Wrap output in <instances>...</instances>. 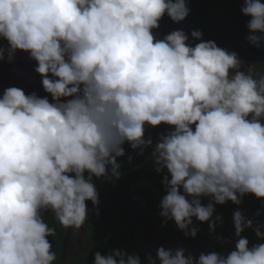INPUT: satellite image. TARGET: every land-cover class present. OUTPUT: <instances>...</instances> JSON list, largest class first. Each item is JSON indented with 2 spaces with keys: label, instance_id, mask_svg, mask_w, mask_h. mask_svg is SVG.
Here are the masks:
<instances>
[{
  "label": "clouds",
  "instance_id": "obj_1",
  "mask_svg": "<svg viewBox=\"0 0 264 264\" xmlns=\"http://www.w3.org/2000/svg\"><path fill=\"white\" fill-rule=\"evenodd\" d=\"M240 11L247 41L261 47L264 3L244 0ZM189 14L186 0H0V61L28 53L52 98L18 87L0 97V264H55L44 213L74 229L88 220L86 201L98 215L94 178H120L125 143L139 155L152 149L154 171L166 173L160 216L185 237L197 236L193 218L215 232L214 205L264 201V75L242 71L236 52L198 29L194 46L183 29L155 34L165 15L179 24ZM162 124L172 130L145 138ZM233 223L226 255L161 246L146 264H264V242L250 247L242 235L253 229L264 241V230L240 211ZM93 264L143 262L115 248Z\"/></svg>",
  "mask_w": 264,
  "mask_h": 264
},
{
  "label": "rangeland",
  "instance_id": "obj_2",
  "mask_svg": "<svg viewBox=\"0 0 264 264\" xmlns=\"http://www.w3.org/2000/svg\"><path fill=\"white\" fill-rule=\"evenodd\" d=\"M218 8V11H221L213 14V17L210 20L212 22L213 18L216 20H220L222 18V26H220V30H222L223 27L225 37L227 39L224 49H227L230 52H236L238 56H240L241 54L238 50L240 48L238 45L240 40L243 38L245 39L244 42L247 48L246 50L251 56V59H258L260 56L261 47H254L247 41L249 32L245 29V27H243L245 25L244 22L237 16H234V14L237 12V8L232 6L224 7L222 4H219ZM162 22L166 23L163 20ZM154 31L158 38L161 39L168 33L172 32H164L160 29ZM189 43L192 45L195 43V40H193L190 35ZM0 47H8L7 41L0 38ZM21 56H23L25 59L23 62L20 60ZM240 59L243 61V67L241 68L242 71H246L250 65L255 78L258 79L260 75H264V63L261 70H256L257 66L255 68L253 66L256 64L255 62V64L252 62L250 63V60H243L242 57ZM29 63L36 62L30 58L28 53L19 51L16 52L12 62L9 63L6 60L0 61V97H2L3 91L10 87L21 88L25 91V93H27L28 88L26 87L25 82L26 76L29 74V70L25 69V64L29 65ZM31 66V68H35L36 65L32 64ZM31 73V77H34L37 74L34 70ZM19 76H22L23 79L21 80ZM171 130L172 129L169 126L163 124L156 128L146 126L145 134L148 137H151L153 143H155L157 142L158 134H164ZM138 151L139 150H134V162L144 170L149 171V169L153 168V162L149 159L152 149H146L143 155H139ZM164 174H160V177L153 183H148L144 179H141L135 183L115 181L113 184H110L109 179L94 178V183L99 194V201L108 195H115L119 197H122L123 195L130 196L129 201L127 202L129 214L131 218H140L142 220L137 233V241L145 259L148 253H150L153 258H155L156 250L161 246L172 250L184 248L186 250V254L187 252H191L195 257L198 258L200 253L203 252L206 254L210 249H212L216 241L221 243L223 254L226 255L228 252L234 249L237 240L233 223V214L236 211H240L247 219L252 220L254 229L260 228L261 230H264V205L263 208H260V206L255 203L256 197L248 194L242 198V201L239 205L233 204L229 201L226 204L219 205L215 208L213 220H215L217 216L222 218L220 221L216 222V232L210 233L209 224L207 222L201 223L193 218V226L199 229L197 236L195 238L185 237L184 233L178 230L174 221H168L165 224L162 217L160 216V201L166 194L162 185ZM138 185L151 189L154 195L159 199L158 205L154 209H145L139 202L135 194V189ZM86 204L88 210L93 207L91 201H86ZM260 218L262 219L261 222ZM80 233V229L72 228L70 230L67 239L64 241L63 253L65 256L73 254L75 255L77 252L79 253ZM242 235L249 240L250 247L253 244L264 242L257 239L253 229H246ZM157 264H159L158 261Z\"/></svg>",
  "mask_w": 264,
  "mask_h": 264
},
{
  "label": "trees",
  "instance_id": "obj_3",
  "mask_svg": "<svg viewBox=\"0 0 264 264\" xmlns=\"http://www.w3.org/2000/svg\"><path fill=\"white\" fill-rule=\"evenodd\" d=\"M186 2L190 8L189 16L183 22L177 24L165 15L162 20L166 23L162 22V26L160 25L159 27L160 30L165 32L172 31L175 28L183 29L191 33V31L198 29L203 33V39L205 41L212 40L219 46L225 45V38L220 37V34H212V29H210L212 26L210 19L213 17V14L221 11H218V7L219 4H222L224 7L232 6L237 8V12L234 16H237L245 23L243 27L248 31L247 24L250 18L245 17L240 11L244 0H186ZM261 3H264V0H261ZM233 9L236 10L235 8ZM213 20L217 26L219 24L222 26V18L220 20L213 18ZM222 30L224 32L223 27ZM244 40L245 39L242 38L238 45L240 48L238 50L241 54L239 57H243L244 60H250L252 63L255 62L256 64L254 63L255 65H253L254 68L257 66L256 70H261L264 63V45L261 46L259 58L251 59V56L246 50L247 48ZM146 136L145 134V138L148 137ZM123 147L125 148V156L118 158V163L121 164V176L119 179H109L110 184H113L115 181L135 183L141 179H144L148 183H153L160 177V174L154 171V167L146 171L134 162V150L131 149L129 144L125 143ZM128 156L132 157L131 162H129ZM135 194L145 209L152 210L158 205L157 198L149 188L138 185L136 186ZM129 199L130 196L128 195H123L122 197L108 195L102 198L99 203L98 215L96 214V209L92 207L89 210L88 220H86L84 225L80 228L82 233L79 240L80 253L69 256L66 259H62V250L64 247L63 239L68 228L62 227L56 220L55 215L50 211L45 212L43 215L45 222L50 227L56 229V235L51 237L52 250L57 255L55 264H93L95 252L99 251L102 255H105L109 250L115 248L124 250L129 255L133 253L139 254L143 264H146V259L143 257L137 241V233L142 220L140 218H131L127 204ZM208 202L209 198H202L203 204L206 205ZM258 203L263 207L264 201L258 200ZM218 206L219 205H214L215 208ZM211 251L223 253L221 243L216 241L212 249L208 252Z\"/></svg>",
  "mask_w": 264,
  "mask_h": 264
},
{
  "label": "flooded vegetation",
  "instance_id": "obj_4",
  "mask_svg": "<svg viewBox=\"0 0 264 264\" xmlns=\"http://www.w3.org/2000/svg\"><path fill=\"white\" fill-rule=\"evenodd\" d=\"M212 22L213 23H211L212 24V26L210 27V29H212L211 30V32H212V34H217V35H219L220 37H223V38H225V41L227 40L226 39V37H225V32H223V30H220V26H221V24H219L218 26H217V24H215V22L213 21V19H212ZM245 24V23H244ZM160 25L162 26V20L160 21ZM174 30H178V29H173L172 31H174ZM185 33L186 34H188V35H190V32H186L185 31ZM196 43H198V41H195V43L193 44V46L196 44ZM218 47H220V48H223L224 49V47H225V45H222V46H219V45H217ZM243 58V57H242ZM20 60H22L21 62H23V60H25L24 59V57L23 56H21V59ZM243 60H244V58H243ZM251 63V62H250ZM32 64H35L36 65V63H29V65H27V64H25L26 65V70H29V74L26 76V87L28 88L27 89V93L26 94H31V93H33V92H35L38 96H41V97H44V96H47L48 97V99H49V101L50 102H52V98H51V96H50V94H47V93H45L44 92V90H43V87H42V82H41V77L38 75V74H36L34 77H31V72L35 69L34 67L33 68H31L32 66ZM37 66V65H36ZM35 66V67H36ZM251 69H252V67H251ZM35 71V70H34ZM16 72V71H15ZM31 73V74H30ZM16 74H17V72H16ZM19 78H21V80L23 79V77L22 76H19ZM19 82V81H18ZM20 82H22V81H20ZM151 190V189H150ZM152 191V190H151ZM154 194V193H153ZM155 196V195H154ZM156 197V196H155ZM157 198V197H156ZM157 200L159 201V199L157 198ZM255 203L258 205V206H260V208H263L262 206H261V204H259L258 203V199L256 198V200H255ZM51 212V211H50ZM52 213V212H51ZM52 214H54V213H52ZM55 215V214H54ZM261 218H260V222H261ZM72 228H68V231H67V233H66V235H65V237H64V239H63V245H64V241L67 239V237H68V235H69V232H70V230H71ZM80 232H81V230H80ZM81 234L82 233H80V235H79V240H80V237H81ZM48 239H49V241H50V243L52 244V239H51V237H48ZM79 246H80V242H79ZM64 247H63V250H62V259H66V258H68L69 256H72V255H67V256H65L64 255ZM78 253V252H77ZM76 253V254H77ZM79 253H80V247H79ZM74 255V254H73Z\"/></svg>",
  "mask_w": 264,
  "mask_h": 264
}]
</instances>
